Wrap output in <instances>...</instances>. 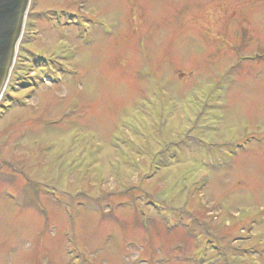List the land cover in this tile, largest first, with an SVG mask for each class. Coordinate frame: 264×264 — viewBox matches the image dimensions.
<instances>
[{
    "label": "rangeland",
    "instance_id": "374dc122",
    "mask_svg": "<svg viewBox=\"0 0 264 264\" xmlns=\"http://www.w3.org/2000/svg\"><path fill=\"white\" fill-rule=\"evenodd\" d=\"M29 12L0 99V264H264V0Z\"/></svg>",
    "mask_w": 264,
    "mask_h": 264
},
{
    "label": "water",
    "instance_id": "95a60500",
    "mask_svg": "<svg viewBox=\"0 0 264 264\" xmlns=\"http://www.w3.org/2000/svg\"><path fill=\"white\" fill-rule=\"evenodd\" d=\"M29 0H0V96L14 64Z\"/></svg>",
    "mask_w": 264,
    "mask_h": 264
}]
</instances>
